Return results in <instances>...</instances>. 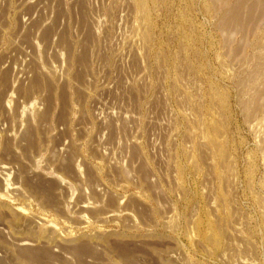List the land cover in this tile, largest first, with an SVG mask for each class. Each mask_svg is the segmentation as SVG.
I'll return each mask as SVG.
<instances>
[{"label":"rangeland","instance_id":"rangeland-1","mask_svg":"<svg viewBox=\"0 0 264 264\" xmlns=\"http://www.w3.org/2000/svg\"><path fill=\"white\" fill-rule=\"evenodd\" d=\"M0 264H264V0H0Z\"/></svg>","mask_w":264,"mask_h":264},{"label":"crops","instance_id":"crops-1","mask_svg":"<svg viewBox=\"0 0 264 264\" xmlns=\"http://www.w3.org/2000/svg\"><path fill=\"white\" fill-rule=\"evenodd\" d=\"M17 259L24 263H34L36 260L34 255H29V256L18 255Z\"/></svg>","mask_w":264,"mask_h":264}]
</instances>
